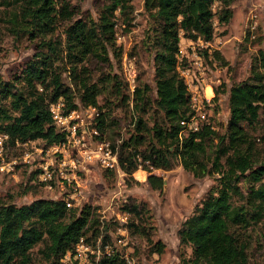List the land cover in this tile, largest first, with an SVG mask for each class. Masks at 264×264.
<instances>
[{"label": "trees", "instance_id": "1", "mask_svg": "<svg viewBox=\"0 0 264 264\" xmlns=\"http://www.w3.org/2000/svg\"><path fill=\"white\" fill-rule=\"evenodd\" d=\"M236 1L144 0L149 23L145 45L154 56L155 90L140 83L128 94L129 82L113 72L111 55L121 61L116 28L118 22L127 30L132 27L134 0H105L97 18L89 19H76L71 0H0L13 34L37 41L38 51L20 77L11 82L0 77V135H8L6 145L12 146L29 141H42L45 147L59 144L65 134L55 125L49 104L64 98L70 112L79 108V97L85 106L97 108L95 121L103 140L115 101L123 106L131 102L137 120L120 150L121 168L130 179L142 165L149 172L150 185L162 191L164 178L153 171L172 170L176 159L196 178L216 176L215 188L183 223L180 239L192 248V256L177 264H250L249 246L240 230L264 219V162L256 163L255 140L249 131L264 124V49L254 61L251 78L230 90L226 133L213 128L212 117L199 131L181 135V122L195 114L178 70L182 38L212 42L215 20L229 23ZM216 3L218 11L213 7ZM61 25L65 42L49 38ZM204 58L208 60L207 52ZM212 58L220 66L225 64L219 51ZM92 59L110 66L97 81H92L86 66ZM66 73L74 87L65 81ZM216 91L218 97L220 90ZM152 113L158 116L151 126L147 115ZM243 181L253 186L245 204L237 205L233 199L242 196ZM123 210L135 217L130 230L144 235L146 230L138 222L144 215L141 206L126 204ZM98 211L89 204L70 208L65 199H38L23 206L0 203V264H32L38 246L44 259L61 264L82 238L94 245L101 238L104 247L110 236L104 234L107 225L102 228ZM156 245V251L163 253L164 245ZM113 249L98 264H128L125 254Z\"/></svg>", "mask_w": 264, "mask_h": 264}, {"label": "rangeland", "instance_id": "2", "mask_svg": "<svg viewBox=\"0 0 264 264\" xmlns=\"http://www.w3.org/2000/svg\"><path fill=\"white\" fill-rule=\"evenodd\" d=\"M76 8L77 18H97L98 12L105 0H71ZM135 13L133 25L125 29V25L118 22L116 37L117 46L122 47L121 61L118 62L111 55L114 67L113 72L123 76L128 82V77H135L136 86L147 83L155 90V66L152 51L146 47L148 17L144 10V0H134ZM214 10L220 9L216 3ZM233 18L227 24H220L215 20V36L210 45L198 41H191L185 45L181 41L179 53V66L181 76L186 82H191L192 77L186 71L189 69L202 78L203 83H210L207 88H214L215 96L210 108V115L214 118L218 132L225 134L230 119V90L234 85L248 81L251 78V70L259 51L264 49V0H237L232 5ZM7 11L0 2V77L11 82L22 75L25 67L32 62L36 53L37 41H32L28 36H15L7 24ZM64 25H61L56 36L49 37L65 42ZM214 51H219L225 59V64L210 59ZM208 53L209 72L201 73L193 70L194 62L201 58L200 54ZM132 61L133 68H130ZM205 61V62H206ZM91 71L92 81L98 80L102 72L110 70V66H102L95 60L86 65ZM126 67H129L126 69ZM102 68L103 71H102ZM65 81L74 87V82L69 73L64 75ZM129 84V83H128ZM211 88V89H212ZM216 89L220 90L217 97ZM130 87L125 93L130 94ZM211 98V94H208ZM79 108L85 104L79 97L76 98ZM104 103L103 97L99 99ZM128 106L115 101L112 118L108 122V129L103 140L121 145L133 132L136 123V114L131 102ZM158 115H147L148 122L152 126ZM211 117V119H212ZM255 140L256 163L264 162V124L249 130ZM101 134V133H100ZM20 143V142H19ZM0 162V203H10L17 206L31 204L38 199L61 200L68 198V193L73 191L61 186L48 188L38 178L35 166L24 163V153L29 150L34 153L36 148H46L42 141H30L29 145L23 143L16 146L6 145ZM56 157V156H54ZM10 163L11 166L4 164ZM143 171V169H142ZM146 171V170H144ZM145 178L143 172L135 174V179L128 175L119 176L114 172H107L102 167L91 165L88 170H81L77 174L80 187L79 194L75 196L74 205H92L99 208V217L107 230L109 241L125 256L131 259L128 264H177L182 259L192 256V248L183 244L180 239V231L183 223L189 218L195 208L212 192L217 185L216 176L196 178L190 172L185 171L180 160L174 161L170 171L154 170L153 174L164 178L165 185L162 191L155 190L149 183V172ZM253 185L249 181L240 184L241 195L235 197L233 202L237 205L245 204L247 194ZM243 197V198H242ZM126 204H138L144 215L137 220L141 224L144 235L136 234L129 228V224L135 220L134 215L124 211ZM126 212V221L119 220L118 213ZM136 221V220H135ZM105 228V229H106ZM242 239L249 246L250 264H264V219L247 229L240 230ZM122 240V241H121ZM164 245L163 253L156 251V244ZM97 244V243H96ZM42 246L33 251L32 264H51L44 259L39 252ZM94 259V258H93ZM62 264V262H61Z\"/></svg>", "mask_w": 264, "mask_h": 264}, {"label": "built area", "instance_id": "3", "mask_svg": "<svg viewBox=\"0 0 264 264\" xmlns=\"http://www.w3.org/2000/svg\"><path fill=\"white\" fill-rule=\"evenodd\" d=\"M203 44L210 45L212 42H206L199 39ZM201 58L194 62L193 70H199L208 77L209 67L205 63L204 53L200 54ZM130 68H133L132 61ZM129 67H126L128 69ZM192 77L191 82H186L190 94L191 105L195 110V114L190 119L181 122L184 127L181 135L187 136L190 132L199 131L202 124H210L212 115L209 111L214 103L215 96L214 88L211 90V98L205 90L210 86L207 81L202 84L203 80L196 73L187 70ZM130 90L132 93L136 88L135 77L127 78ZM67 103L64 98H60L49 104V110L52 114L53 120L57 128L65 134V140L59 144L51 145L46 148H36L34 153L29 150L24 153V163L35 166L38 172L39 180L48 188L53 186H61L69 188L73 191L68 193V198L72 201L66 200L68 207H74L75 196L79 194V181L77 174L81 170H88L91 165H97L109 172L117 173L124 177L125 172L120 165L119 145L115 146L106 140H100V131L96 126V118L99 112L96 107L83 106L67 112ZM216 129V127H213ZM8 135H0V157L2 158L5 149V141ZM30 142V141H29ZM29 142L23 143L24 146L29 145ZM17 144H20L17 142ZM56 156V157H54ZM11 166L10 163L4 164ZM142 165L140 170H142ZM144 170V169H143ZM81 206V205H79ZM117 215L119 220L126 221L127 213L122 212ZM122 241V240H121ZM103 243L101 238L97 244H90L85 238H82L75 247L73 253H68L62 261V264H98L102 257L110 256L114 252L113 245ZM94 258V259H93ZM128 263L131 259L125 256Z\"/></svg>", "mask_w": 264, "mask_h": 264}, {"label": "crops", "instance_id": "4", "mask_svg": "<svg viewBox=\"0 0 264 264\" xmlns=\"http://www.w3.org/2000/svg\"><path fill=\"white\" fill-rule=\"evenodd\" d=\"M182 41H185L184 44L187 45V44H190L191 41H193V40H189V39H186V38H182ZM212 42H213V41H212ZM137 172H138V171H137ZM137 172H136V173H137ZM139 172H143V173L145 174V178H146V176H147V172H146V171H144V170L142 171V170L139 169ZM136 173H135V174H136ZM135 174H134V177H135ZM135 179H138V178L135 177ZM138 180H139V179H138Z\"/></svg>", "mask_w": 264, "mask_h": 264}, {"label": "bare ground", "instance_id": "5", "mask_svg": "<svg viewBox=\"0 0 264 264\" xmlns=\"http://www.w3.org/2000/svg\"><path fill=\"white\" fill-rule=\"evenodd\" d=\"M207 91H208V94H211V93H212V92H211V91H212L211 88H208Z\"/></svg>", "mask_w": 264, "mask_h": 264}]
</instances>
